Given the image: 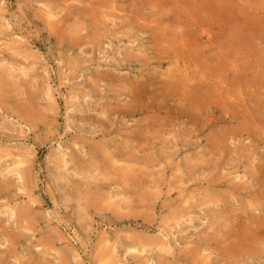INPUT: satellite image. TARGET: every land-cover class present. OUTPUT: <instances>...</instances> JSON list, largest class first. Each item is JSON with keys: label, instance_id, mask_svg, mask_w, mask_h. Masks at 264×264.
<instances>
[{"label": "rangeland", "instance_id": "rangeland-1", "mask_svg": "<svg viewBox=\"0 0 264 264\" xmlns=\"http://www.w3.org/2000/svg\"><path fill=\"white\" fill-rule=\"evenodd\" d=\"M0 264H264V0H0Z\"/></svg>", "mask_w": 264, "mask_h": 264}, {"label": "bare ground", "instance_id": "bare-ground-1", "mask_svg": "<svg viewBox=\"0 0 264 264\" xmlns=\"http://www.w3.org/2000/svg\"><path fill=\"white\" fill-rule=\"evenodd\" d=\"M218 7V6H217ZM218 8H220V7H218ZM217 8V9H218ZM222 9V8H221ZM201 10V9H200ZM222 13V12H221ZM217 15V14H216ZM227 16V15H226ZM246 40V39H245ZM249 41V40H248ZM248 43V42H247ZM245 47V46H244ZM247 48V47H246ZM249 48H251V47H249ZM246 57V56H245ZM247 58V57H246ZM259 65H260V63H259ZM259 65H257V66H259ZM247 67H249V66H247ZM256 68V67H255ZM256 71V70H255ZM143 106V105H142ZM254 225V224H253ZM260 232H262V231H260ZM260 236H261V234H260ZM257 237V236H256ZM246 238V237H245ZM251 239V237L250 238H246V240H250ZM244 240V239H243ZM254 240V239H253ZM261 242V241H260ZM246 243H247V241H246ZM238 244V243H237ZM252 244V243H251ZM240 245V244H239ZM238 245V246H239ZM241 246V245H240ZM249 247V246H248ZM234 248V247H233ZM238 248V247H237ZM228 251H229V249H228ZM234 251V250H233ZM231 256V255H230ZM232 256H233V254H232Z\"/></svg>", "mask_w": 264, "mask_h": 264}]
</instances>
